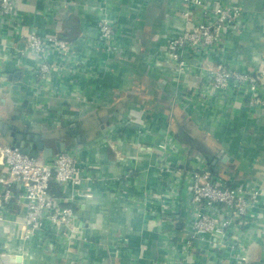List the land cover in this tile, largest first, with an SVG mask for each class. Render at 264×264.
Wrapping results in <instances>:
<instances>
[{
  "label": "crops",
  "instance_id": "obj_1",
  "mask_svg": "<svg viewBox=\"0 0 264 264\" xmlns=\"http://www.w3.org/2000/svg\"><path fill=\"white\" fill-rule=\"evenodd\" d=\"M201 1L209 11L226 2L240 9L242 27L223 32L208 62L185 51L181 73L165 45L185 28L184 0H18L14 19L1 22L0 122L44 162L74 150L94 180L81 187L88 198L60 189L77 218L70 242L42 233L24 241L22 202L0 207V264H242L239 255L264 264V108H251L245 92L202 97L198 69L220 60L264 69V0ZM191 11L205 18L201 6ZM102 14L114 28V51L99 40ZM32 32L73 45L47 56L53 69L41 86L39 61L24 54ZM8 134L0 131V143L12 145ZM162 159L187 170L206 165L228 185L258 190L259 204L234 230L238 248L191 238L189 194L183 180L159 174Z\"/></svg>",
  "mask_w": 264,
  "mask_h": 264
},
{
  "label": "built area",
  "instance_id": "obj_2",
  "mask_svg": "<svg viewBox=\"0 0 264 264\" xmlns=\"http://www.w3.org/2000/svg\"><path fill=\"white\" fill-rule=\"evenodd\" d=\"M184 1L187 4L183 13L185 28L165 45L166 53L176 63L178 73L187 70L189 65L183 57L185 51L195 57L202 56V60L208 62L205 53L212 54L222 49L223 32L226 29L240 30L242 27L240 9L227 2L209 11L201 0ZM17 2L0 0V24L14 19ZM197 6L202 7L201 15L205 17L202 20L192 19L191 10ZM97 24L100 42L109 50H116L114 28L107 15L102 14ZM72 46V42L54 36H43L37 32L28 35L24 54L33 55L39 61L35 70L37 86L48 81L52 72L53 66L47 61V56ZM198 69L204 76L202 97L215 93L245 92L251 108H264V69L249 72L234 70L221 60L212 62V65L200 64ZM158 148L166 151L172 150L173 146L160 144ZM0 168L5 169V173L0 175V207L19 199L25 208L22 240L30 241L36 234L42 233L53 241L70 242L78 226L75 212L71 206L62 204L61 196L56 197L51 193L50 184L54 182L60 189L71 187L70 199L91 196L89 188L82 190L81 187L84 181L94 180V177L85 166L79 165L74 150H62L50 161L44 162L38 157L21 153L16 147L0 143ZM158 172L171 173L179 181H184L193 207L191 238L207 236L211 249L224 246L232 250L236 246L238 248L234 230L244 224L250 211L259 204L261 196L258 190L228 185L214 177L206 165L187 170L171 167L162 159ZM220 213L222 218L218 217ZM173 219L174 216L170 221ZM227 236L230 241L225 245L222 240H226ZM191 243L188 239V248ZM238 259L242 264H250L245 255H239Z\"/></svg>",
  "mask_w": 264,
  "mask_h": 264
},
{
  "label": "water",
  "instance_id": "obj_3",
  "mask_svg": "<svg viewBox=\"0 0 264 264\" xmlns=\"http://www.w3.org/2000/svg\"><path fill=\"white\" fill-rule=\"evenodd\" d=\"M0 131L4 132L5 134L7 132H9L8 136L14 138L12 141V147H16L19 149V151L23 154H29L30 152V148H28L25 145V141L23 140V135L20 133H17L16 130L14 128H10L8 125H4L2 124V122H0ZM25 140L29 141L30 140V136L26 135L25 136ZM41 147V144H39ZM19 260V258H16Z\"/></svg>",
  "mask_w": 264,
  "mask_h": 264
},
{
  "label": "trees",
  "instance_id": "obj_4",
  "mask_svg": "<svg viewBox=\"0 0 264 264\" xmlns=\"http://www.w3.org/2000/svg\"><path fill=\"white\" fill-rule=\"evenodd\" d=\"M50 191L56 197L62 196L59 186L55 184L54 182H51L50 184Z\"/></svg>",
  "mask_w": 264,
  "mask_h": 264
}]
</instances>
